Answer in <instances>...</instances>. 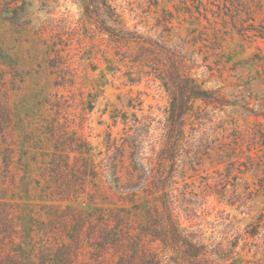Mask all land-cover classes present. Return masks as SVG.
<instances>
[{
    "label": "rangeland",
    "instance_id": "obj_1",
    "mask_svg": "<svg viewBox=\"0 0 264 264\" xmlns=\"http://www.w3.org/2000/svg\"><path fill=\"white\" fill-rule=\"evenodd\" d=\"M111 2L130 28L182 42L193 54L192 76L200 87L216 91L227 101L209 114L213 116L208 123L214 129L211 139L216 140L206 150L191 139L180 156L185 175L184 180L177 178L174 191L180 226L200 230L202 248L208 253L230 244L223 259L213 255L217 258L213 264H264V164H258L264 156V141L257 132H264V0ZM79 13L76 0H0V157L6 147L1 135L7 125L6 107L12 109L11 124L16 125L18 137L22 129H28L27 122L38 116L37 102L43 103L47 94L57 90L49 87V78L37 80L39 56L32 46L33 30L65 16L76 18ZM106 80L83 129L96 162L114 154V145L120 146L128 133L125 117H149V133L156 136V127L166 116L165 91L158 81L129 83L125 77L116 79L109 73ZM194 105L202 103L196 100ZM185 126L187 133H197L189 124ZM193 127L198 129L197 124ZM126 154L123 166L118 165V174L124 177ZM59 182L51 189L63 199L47 200L46 205L17 198L38 191L15 190L19 203L16 227L1 229L11 256H2L0 264H186L181 253L168 248L161 251L160 241H150L152 231L157 235L163 231L155 219L146 216L142 205L138 217L129 216L113 239L99 231L104 225L92 220L90 226L87 221L97 206L131 208L128 198L118 200V194L103 189L104 193L95 192L90 182L83 184V191L79 189L82 184ZM204 183L225 185L238 201L230 206L214 196L202 197ZM11 193L9 190L8 199ZM246 231L256 234L244 239Z\"/></svg>",
    "mask_w": 264,
    "mask_h": 264
},
{
    "label": "trees",
    "instance_id": "obj_2",
    "mask_svg": "<svg viewBox=\"0 0 264 264\" xmlns=\"http://www.w3.org/2000/svg\"><path fill=\"white\" fill-rule=\"evenodd\" d=\"M76 1L80 6L76 18L65 16L52 20L32 32V46L39 56L35 70L37 80L45 76L50 79L49 87L57 90L47 94L43 103L37 102L38 116L27 122L28 129L24 127L21 136L16 137V125L11 124L12 109L6 107L7 125L1 134L6 147L0 157V192H3L0 193V260L2 256H11L4 247L1 229L16 227L15 207H19V203L15 201V190L38 191L36 195L29 193L17 198L46 205L47 200L63 199L59 192L51 189L59 180L60 184H82L81 191L83 184L90 182L95 192H103L100 190L103 189L118 194V200L128 198L131 208L97 206L95 214L89 216V225L92 226V220L104 225L99 231L108 233L110 238L114 239L129 216L138 217L142 205L146 216L155 219L162 228V235H157L156 231L150 233L151 242L160 241L163 245L161 251L168 248L181 253L179 257L186 264L201 261L213 264L217 259L213 255L223 259L230 244L208 253L202 248L200 230L180 226L174 191L177 178L184 180L185 164L180 166L179 163L184 146L195 139L205 145L206 150L210 147L216 140L211 139L214 129L208 124L213 120L210 111L227 105V101L216 91L200 87L192 76L193 54L182 42L130 28L111 0ZM107 73L116 79L125 77L129 83H139L142 79L158 81V86L165 91L166 116L156 127L159 129L156 136L149 133V117H125L123 123L128 133L120 146L114 145V154L96 162L83 129L87 114L104 91ZM196 100L202 105L195 106ZM45 112H49L47 117ZM186 124L197 133H187ZM257 132L264 141V132ZM126 152L128 163L124 177L118 174V165L123 166ZM258 164H264V156H260ZM31 181L35 183L33 187ZM9 190L13 193L8 199ZM229 191L225 185L212 187L204 183L201 195L214 196L219 203L232 206L238 199ZM255 234L246 231L243 238ZM181 245L194 250H182ZM158 257L155 252V259Z\"/></svg>",
    "mask_w": 264,
    "mask_h": 264
}]
</instances>
